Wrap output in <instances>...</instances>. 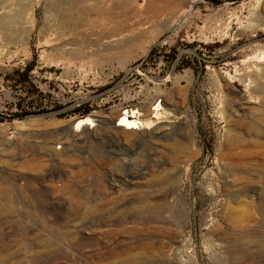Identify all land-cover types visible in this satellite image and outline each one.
Instances as JSON below:
<instances>
[{
  "label": "rangeland",
  "instance_id": "obj_1",
  "mask_svg": "<svg viewBox=\"0 0 264 264\" xmlns=\"http://www.w3.org/2000/svg\"><path fill=\"white\" fill-rule=\"evenodd\" d=\"M98 8L112 19L102 22ZM112 30L114 42L102 44ZM120 116L140 129L117 130ZM88 117L97 126L77 140L69 129ZM25 159L115 203L95 230L62 229L80 234L63 241L65 254L50 238L38 255L10 249L12 264L262 260L264 0H0V179L14 191ZM88 162L97 171L78 174ZM59 201L74 206L57 190L46 200ZM234 211L247 212L245 226L231 222ZM123 216L115 237L103 222ZM41 223L44 235L58 229ZM18 225L3 222L0 241L22 235ZM148 239L162 254L126 251Z\"/></svg>",
  "mask_w": 264,
  "mask_h": 264
},
{
  "label": "bare ground",
  "instance_id": "obj_2",
  "mask_svg": "<svg viewBox=\"0 0 264 264\" xmlns=\"http://www.w3.org/2000/svg\"><path fill=\"white\" fill-rule=\"evenodd\" d=\"M105 1L106 3H109L112 0H105ZM97 12L98 14L100 13L101 18L103 17L102 18L103 20L101 19L102 22L108 20L109 18L112 19V13L110 10L98 8ZM73 21L74 20L70 15V17L68 18V22L71 23ZM74 25L76 26V24ZM118 34L119 33L117 32V35ZM117 35L114 30L107 31V32H104L102 37H100L101 38L100 40L103 41L102 44L110 45L111 43L114 42V40L116 39L115 36ZM113 37H115V39H112ZM117 40H118V37H117ZM107 50H108V47H107ZM117 120H118V123L116 124L115 128L123 132H135L136 130L140 129V126H141L140 122H137V121L129 122L127 118L124 116L123 117L120 116ZM96 126L97 125L95 124V120L90 119L88 117V118H84V119H81L75 122L73 125H71V130L69 129V131H71V133L75 135V138H77V140H80L79 139L80 134L78 133L79 132L81 133V129H83L84 127H89L93 129ZM115 132L117 133L118 131H115ZM111 133H112L111 131L108 132V134H111ZM47 146H49L48 149L51 150L52 147L49 144ZM68 148L69 147L67 146L65 147V152L67 151ZM59 161L60 160H58V162ZM94 163H97V161H94ZM94 163L88 162L87 165L85 164L86 167L85 166L81 167L80 165V169L78 168L79 169L78 174H84V175L90 176L91 174L95 173L97 171L98 164H94ZM16 166L19 168V171H18L19 174H17V177L22 178L24 184L18 187L16 191H14L10 188V185H11L10 183H12L11 181L8 182L5 179H2V178L0 179V183H1L0 226L3 224V222L16 219V221L19 224L18 226L22 229V235H15V237L11 239L8 244H6L3 241H0V264H12L14 260L18 259V258L17 259L15 258L12 260V258H8L7 254L10 252V249L12 248H18V247L24 246V248H26L29 252L37 254V255L40 254L42 250L43 251L45 250V243L50 238L57 240L59 247H61L60 252L61 253L63 252V254H65L66 251L62 248L63 241H68L71 244H74L75 238L71 235H80V234L79 233L71 234L69 230L67 232H62V229L72 227V228H76V232H79V229L80 228L82 229L83 223L87 222L89 224H93L95 220L97 221L100 219V216H104L105 211L109 209L110 206H112L115 203V202L113 203V200L110 199L111 194H109L108 192L103 193L104 195L102 196V198H100L97 195H93V194L92 195H88V194L85 195L82 193L80 194V192L76 190L77 187L75 188V186H73V181H68L66 179L68 177L65 174L60 173L61 171L55 170L52 165L51 166L43 165L37 159H32V160L25 159L20 164L17 163ZM28 173L30 174V176L28 175ZM75 173L77 174V172ZM51 182H54V183H51ZM51 190L52 192H50ZM55 190L62 192V193L64 192L65 195L68 196L73 201L74 206H71V205L66 206L60 201L59 203L48 204L46 200L49 197H51L52 194L54 195ZM115 200L117 201V199ZM120 207H118V209ZM239 213L240 212L234 211V213L230 215L228 214V215L230 216L231 222H233V224H238L242 226L244 224L242 221L243 216L247 212H241L240 214ZM28 216L32 220V225L29 227V229L25 227V222ZM40 218H43L44 220L43 219L41 220ZM244 221L246 222L248 220L244 219ZM41 222L52 223L54 225L58 224L57 225L58 229L54 228L52 232H50L47 235H44L45 232H49L50 229L49 227L46 228V226L43 225ZM106 222L104 221L103 225L110 228V232L115 234L114 235L115 237L116 236L118 237L117 233L120 232V229H124L126 225L128 224L127 223L128 220L124 216L120 219L111 220L110 222L106 221ZM248 222H250V220ZM79 223H82V225H78ZM93 226L94 227L90 228V230H95L97 228L95 227L94 224ZM23 232H24V235H23ZM115 249L116 248H113L112 251H114ZM135 250L136 251L146 250L148 252L150 251L151 253L159 252L160 254H162L163 252L162 245L158 242H155L154 239L153 240L148 239L147 242L140 241V242L134 243L131 247H128L126 249V251H130V252L135 251ZM115 251H117V249ZM114 252L112 254H115ZM110 256L112 255L110 254ZM103 258L105 259V261L108 260L107 256ZM100 261L97 263L91 262V264H98V263L100 264ZM249 264H264V258L258 261L253 260L249 262Z\"/></svg>",
  "mask_w": 264,
  "mask_h": 264
},
{
  "label": "trees",
  "instance_id": "obj_3",
  "mask_svg": "<svg viewBox=\"0 0 264 264\" xmlns=\"http://www.w3.org/2000/svg\"><path fill=\"white\" fill-rule=\"evenodd\" d=\"M30 70H31V68H28V69L26 70V73L28 74ZM75 112H76V111H75Z\"/></svg>",
  "mask_w": 264,
  "mask_h": 264
}]
</instances>
